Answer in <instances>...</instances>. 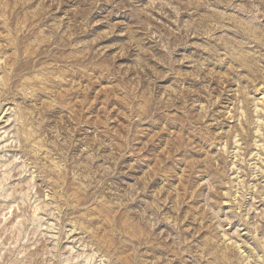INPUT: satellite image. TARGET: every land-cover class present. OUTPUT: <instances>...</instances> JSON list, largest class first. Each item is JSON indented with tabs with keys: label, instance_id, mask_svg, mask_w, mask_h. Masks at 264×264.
<instances>
[{
	"label": "rangeland",
	"instance_id": "374dc122",
	"mask_svg": "<svg viewBox=\"0 0 264 264\" xmlns=\"http://www.w3.org/2000/svg\"><path fill=\"white\" fill-rule=\"evenodd\" d=\"M0 264H264V0H0Z\"/></svg>",
	"mask_w": 264,
	"mask_h": 264
},
{
	"label": "bare ground",
	"instance_id": "6f19581e",
	"mask_svg": "<svg viewBox=\"0 0 264 264\" xmlns=\"http://www.w3.org/2000/svg\"><path fill=\"white\" fill-rule=\"evenodd\" d=\"M262 98V97H261Z\"/></svg>",
	"mask_w": 264,
	"mask_h": 264
}]
</instances>
